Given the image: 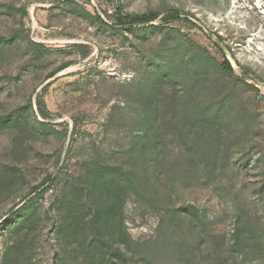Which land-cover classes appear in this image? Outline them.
Returning <instances> with one entry per match:
<instances>
[{"label": "rangeland", "instance_id": "374dc122", "mask_svg": "<svg viewBox=\"0 0 264 264\" xmlns=\"http://www.w3.org/2000/svg\"><path fill=\"white\" fill-rule=\"evenodd\" d=\"M256 84L264 0H0V264H264Z\"/></svg>", "mask_w": 264, "mask_h": 264}, {"label": "trees", "instance_id": "16d2710c", "mask_svg": "<svg viewBox=\"0 0 264 264\" xmlns=\"http://www.w3.org/2000/svg\"><path fill=\"white\" fill-rule=\"evenodd\" d=\"M168 12L171 15H168V17L164 18V22H166V23H168L169 21H173L175 19H178L179 15L182 14V12L177 10V9H170V10H168ZM159 15H160V12H158V11H156V12L151 11V12H148L145 14H124L121 11V7L117 6L115 13H114V18L116 19V22L118 25H126V26H130V27H134L136 25L148 24V23L154 21L155 19H157ZM97 19L99 21H101L100 17H98V16H97ZM185 38L187 39V41L189 42L190 45H192L194 48L199 50L202 54L207 56L210 60L215 62L225 74H227L229 76L232 75L233 69H232L228 60H226V59H222V61L217 60L215 57H213L210 54V52L207 49H205L197 41H195L192 38V36L186 35ZM32 47L34 50V55H36L38 57V59H40L44 55H46V51L44 49H42L43 51H37L38 48H42V47L35 45V44H33Z\"/></svg>", "mask_w": 264, "mask_h": 264}, {"label": "built area", "instance_id": "2783aa9c", "mask_svg": "<svg viewBox=\"0 0 264 264\" xmlns=\"http://www.w3.org/2000/svg\"><path fill=\"white\" fill-rule=\"evenodd\" d=\"M255 87L259 93L257 98L264 100V85L263 84H256Z\"/></svg>", "mask_w": 264, "mask_h": 264}]
</instances>
